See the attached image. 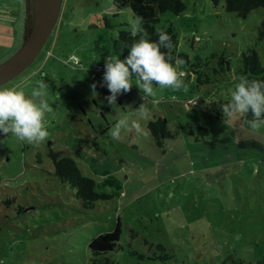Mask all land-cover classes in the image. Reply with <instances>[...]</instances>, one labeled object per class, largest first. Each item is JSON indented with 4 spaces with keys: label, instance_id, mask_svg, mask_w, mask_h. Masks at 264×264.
<instances>
[{
    "label": "rangeland",
    "instance_id": "rangeland-1",
    "mask_svg": "<svg viewBox=\"0 0 264 264\" xmlns=\"http://www.w3.org/2000/svg\"><path fill=\"white\" fill-rule=\"evenodd\" d=\"M182 1L181 13H162L155 23L172 27L181 51L224 53L234 67L253 48L264 65V8L238 17L221 2ZM68 3L72 9L57 19L45 56L0 85H19L30 95L45 75L52 81L46 82L45 99L53 108L43 143L0 134V264H93L88 244L110 231L116 217L138 231L130 237L123 226L120 247L106 254L118 264H230L226 256L255 264L264 258V125L252 129L241 116H223L217 104L231 98L226 82L192 89L185 81L186 92L153 86L149 117L142 120L138 108L144 101L133 77L131 90L110 105L103 84L110 39L120 28L131 30L134 17L117 11L111 0ZM188 99L199 103L187 105ZM160 115L169 129L179 130L162 147L146 128ZM122 118L137 120L144 134L122 130L114 140L109 132ZM197 125L209 128L210 136L194 142L189 131ZM49 147L75 160L95 181V191L111 197L85 208L75 188L54 176ZM144 238L164 243L173 257L150 260Z\"/></svg>",
    "mask_w": 264,
    "mask_h": 264
},
{
    "label": "trees",
    "instance_id": "trees-1",
    "mask_svg": "<svg viewBox=\"0 0 264 264\" xmlns=\"http://www.w3.org/2000/svg\"><path fill=\"white\" fill-rule=\"evenodd\" d=\"M69 1L70 0H62L60 4L61 16L68 14L71 11L72 7L69 6ZM213 2L215 4L221 2L222 8L225 11L233 12L238 17H245L252 9L264 8V0H213ZM111 5L117 11L126 9L133 17H143V27L147 29L153 40L158 39L157 34L160 31H164L171 36V54L174 58L184 60L182 68L179 70L186 73L184 81H186V83H190L192 89L198 88L201 85H210L215 83L221 84L226 82L227 85L230 86L232 92L235 84L238 83L241 76L250 80H264V65L261 64L258 57L259 55L255 50H253V48H249L246 52H243L240 56L238 65L231 67L229 62L223 56L224 53L218 54L214 52L208 56H204L200 53H195L192 56L187 55V53L179 49L177 34L171 26L164 29L156 28L155 23H158L162 13L171 12L174 15H178L184 10L185 4L182 0H111ZM29 8L30 13L29 17H27L25 35L28 33L31 24L32 16L30 2ZM47 40L42 47V50H40L36 56L38 59H42L47 52L45 47ZM133 40L134 38L131 35V30H124L123 28L118 29L117 35L111 37L110 39L112 55H119L120 59H124L128 55L129 48L125 46L123 47V51H121V47L122 45H131ZM190 46L192 48V42ZM162 50L168 51L166 49ZM213 58H216L215 63ZM40 79L45 83L52 82L45 75H42ZM153 86L155 87L158 85ZM206 93L209 95V98H211L210 91H207ZM230 100L231 98L224 101L220 100L217 104L218 108L222 109L221 106L224 103H228ZM212 101L215 103L216 100L213 99ZM198 103L199 100L197 99L186 100L187 105L192 106ZM216 110L218 111V109ZM241 119L243 124L249 125L247 121L252 119L251 111H249L246 116H241ZM146 128L150 132L155 145L158 147L163 146L164 140H171L179 135V130L172 131L169 129L165 116L161 115L155 118V120H148ZM195 128V131H189V135L194 142L200 140L202 141L204 138L210 136L209 128L201 125H197ZM47 156L53 163L52 166L54 176H56L60 182L67 183L70 187L75 188L76 198L82 201L85 208H93L94 202L98 199L106 200L111 197L110 194L95 191V181L86 177V175H84L77 167L76 161L70 158V156L62 155L61 151H54L51 147L47 150ZM123 226H126L128 229L130 237H133V235H136L138 232L132 226L123 224L120 218L116 217L114 227L110 231L103 233L100 232L91 239L87 248L96 255V258L99 255L102 256H99L98 259L95 258V263L93 264L98 263L97 261H100L101 264H118L113 258L108 257L106 254L108 252H113L120 247L119 241L121 232L123 231ZM144 242L148 245L147 253H149L148 255L150 260L155 259L159 262H166L173 257V254L167 251V247L164 243L149 242L145 238ZM227 258L230 259V264H243V260L241 259L234 260L230 256H226V259ZM255 264H264V258L256 260Z\"/></svg>",
    "mask_w": 264,
    "mask_h": 264
},
{
    "label": "clouds",
    "instance_id": "clouds-1",
    "mask_svg": "<svg viewBox=\"0 0 264 264\" xmlns=\"http://www.w3.org/2000/svg\"><path fill=\"white\" fill-rule=\"evenodd\" d=\"M143 24V17L140 16L134 17L130 22L134 40L131 45H122L121 51L125 46L129 48L128 55L124 59H120L119 55L111 54L106 57L103 84H106L110 92L106 98L107 102L115 105L118 95L131 90L132 80L135 77L144 101L138 108L139 117L146 120L149 117L147 101L156 94L153 85L174 91L183 89L185 92L188 88L184 81L186 73L179 70L184 60L174 58L171 54V36L160 31L157 34L158 39L153 40ZM47 88L48 85L40 81L38 87L27 95L19 85L0 86V133L5 135L10 133L18 141L29 144L45 142L49 136L47 131L49 122L45 117L53 111L52 106L45 99ZM91 89L95 96V83L91 85ZM221 108L224 117L246 116L251 111L252 119L247 121L249 126L257 129L264 125V80H250L241 76L231 93V100L224 103ZM133 129L138 135L144 134L137 120L122 118L110 130L109 135L118 141L122 130Z\"/></svg>",
    "mask_w": 264,
    "mask_h": 264
},
{
    "label": "water",
    "instance_id": "water-1",
    "mask_svg": "<svg viewBox=\"0 0 264 264\" xmlns=\"http://www.w3.org/2000/svg\"><path fill=\"white\" fill-rule=\"evenodd\" d=\"M61 2L62 0L30 1L32 17L29 31L19 49L0 63V85L16 77L42 50L57 19L60 18Z\"/></svg>",
    "mask_w": 264,
    "mask_h": 264
},
{
    "label": "crops",
    "instance_id": "crops-1",
    "mask_svg": "<svg viewBox=\"0 0 264 264\" xmlns=\"http://www.w3.org/2000/svg\"><path fill=\"white\" fill-rule=\"evenodd\" d=\"M30 1L0 0V59L9 54L16 42L20 43L26 36Z\"/></svg>",
    "mask_w": 264,
    "mask_h": 264
}]
</instances>
